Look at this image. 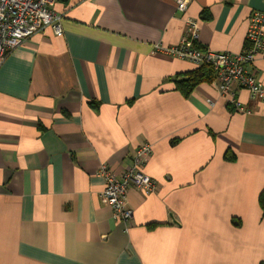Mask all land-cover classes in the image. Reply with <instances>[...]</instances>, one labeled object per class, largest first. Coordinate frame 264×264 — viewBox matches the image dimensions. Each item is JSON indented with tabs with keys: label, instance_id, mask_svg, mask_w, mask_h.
Here are the masks:
<instances>
[{
	"label": "crops",
	"instance_id": "0c3cea01",
	"mask_svg": "<svg viewBox=\"0 0 264 264\" xmlns=\"http://www.w3.org/2000/svg\"><path fill=\"white\" fill-rule=\"evenodd\" d=\"M263 8L59 0L63 35L36 33L0 68V264H264V102L238 90V111L213 80L185 97L172 78L198 66L155 50L193 17L202 47L240 52ZM255 69L264 83V52ZM146 142L158 189L130 188L124 224L99 168L122 173Z\"/></svg>",
	"mask_w": 264,
	"mask_h": 264
},
{
	"label": "built area",
	"instance_id": "2783aa9c",
	"mask_svg": "<svg viewBox=\"0 0 264 264\" xmlns=\"http://www.w3.org/2000/svg\"><path fill=\"white\" fill-rule=\"evenodd\" d=\"M59 0H0V68L8 55L33 35L52 27L57 36L63 35V17L54 9ZM191 0H174L177 10L186 13ZM156 51L187 60L194 65L208 66L214 72V83L228 106L249 112L238 98V90H246L252 99L264 102V83L257 75L255 64L264 52V8L253 10L246 32V44L240 52L218 51L200 44L199 20L187 17L185 33L172 46L157 45ZM153 153L151 143L138 146L131 165L118 174L107 164H101L104 178L100 193L102 202L112 209L113 217L124 224L133 218L129 204L131 187L145 195L158 189L157 181L146 172Z\"/></svg>",
	"mask_w": 264,
	"mask_h": 264
},
{
	"label": "trees",
	"instance_id": "16d2710c",
	"mask_svg": "<svg viewBox=\"0 0 264 264\" xmlns=\"http://www.w3.org/2000/svg\"><path fill=\"white\" fill-rule=\"evenodd\" d=\"M215 77L213 70L208 66L198 67L196 70L188 72L182 75H176L172 78V81L175 84V87L178 91H180L185 97H188L197 85L204 81H211ZM179 139H173L171 141L172 144L178 142ZM225 160L234 162L237 157L236 154L228 149L224 155ZM259 205L264 213V189L259 195Z\"/></svg>",
	"mask_w": 264,
	"mask_h": 264
}]
</instances>
